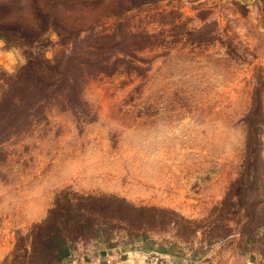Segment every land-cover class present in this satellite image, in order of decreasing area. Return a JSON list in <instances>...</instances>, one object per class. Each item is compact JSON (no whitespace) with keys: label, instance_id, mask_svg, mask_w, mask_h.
<instances>
[{"label":"rangeland","instance_id":"1","mask_svg":"<svg viewBox=\"0 0 264 264\" xmlns=\"http://www.w3.org/2000/svg\"><path fill=\"white\" fill-rule=\"evenodd\" d=\"M0 2L10 4V22L33 33L5 47L16 62L0 65V87L27 53L52 60L78 36L86 47L95 35L117 38L103 44L109 68L85 71L83 105L48 102L0 141V264H16L17 240L46 219L65 190L195 222V229L178 231L177 218L159 217V226L145 232L157 243L148 250L142 236L113 228V246L79 241L72 255L264 264V229L252 231L248 242L242 237L249 203L264 213V0ZM36 4L48 24L33 19ZM253 175L255 183L237 194L235 185Z\"/></svg>","mask_w":264,"mask_h":264},{"label":"trees","instance_id":"2","mask_svg":"<svg viewBox=\"0 0 264 264\" xmlns=\"http://www.w3.org/2000/svg\"><path fill=\"white\" fill-rule=\"evenodd\" d=\"M11 10L10 4L0 2V40L5 47H13L15 39L30 38L33 34L30 31L32 28L23 23L10 22L7 16ZM32 17L39 25L49 23L44 19V10L37 4L34 5ZM79 38L71 42L67 54L62 53L52 60L41 54L27 53L25 64L13 75L6 77L4 87H0V141L27 125L37 110L48 102L56 101L66 109H76V106L83 105L81 96L85 71L109 68L110 62L106 59L108 53L103 44L107 39L115 43L117 38L112 35H95L91 47L82 45L84 40ZM119 60L123 62L117 59V63ZM112 65H116V62ZM254 141L255 137H251V143ZM250 165L253 169L255 160ZM251 179L238 187L235 185V192L240 195L245 190L243 187L255 183L256 176L253 175ZM233 195L230 193L224 203ZM249 206L251 209L248 207L244 211L246 221L242 225L245 242L250 241L252 231L264 229V213H258L251 203ZM166 215L177 218L173 223L179 228L178 231L195 229V222L173 211L136 207L113 196L84 195L65 190L56 195L46 219L34 224L25 237L17 240L11 256L16 264H62L71 256L74 244L79 241L99 240L108 248L113 246L111 231L122 226L131 232L129 235L139 239L142 236L145 240L143 250H148L155 248L157 243L145 236V232L148 229L155 230L159 226L158 218ZM261 242H264V236ZM156 250L161 253L170 252L162 245L156 247Z\"/></svg>","mask_w":264,"mask_h":264},{"label":"crops","instance_id":"3","mask_svg":"<svg viewBox=\"0 0 264 264\" xmlns=\"http://www.w3.org/2000/svg\"><path fill=\"white\" fill-rule=\"evenodd\" d=\"M16 59L13 53L7 52L4 43L0 40V65L10 68ZM62 264H142L141 260L134 255H124L122 253H93L91 255H72ZM242 264V263H241ZM243 264H246L245 262Z\"/></svg>","mask_w":264,"mask_h":264}]
</instances>
